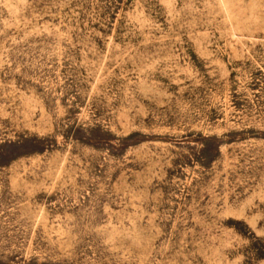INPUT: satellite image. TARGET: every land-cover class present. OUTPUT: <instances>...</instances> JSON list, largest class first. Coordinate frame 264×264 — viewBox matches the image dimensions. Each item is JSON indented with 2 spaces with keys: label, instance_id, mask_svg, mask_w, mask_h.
I'll list each match as a JSON object with an SVG mask.
<instances>
[{
  "label": "rangeland",
  "instance_id": "obj_1",
  "mask_svg": "<svg viewBox=\"0 0 264 264\" xmlns=\"http://www.w3.org/2000/svg\"><path fill=\"white\" fill-rule=\"evenodd\" d=\"M0 264H264V0H0Z\"/></svg>",
  "mask_w": 264,
  "mask_h": 264
}]
</instances>
